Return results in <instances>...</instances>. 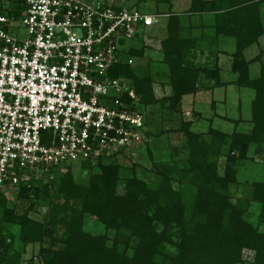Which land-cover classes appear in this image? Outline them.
Here are the masks:
<instances>
[{
	"label": "trees",
	"instance_id": "trees-1",
	"mask_svg": "<svg viewBox=\"0 0 264 264\" xmlns=\"http://www.w3.org/2000/svg\"><path fill=\"white\" fill-rule=\"evenodd\" d=\"M154 1L166 7H157L153 15L169 17L167 36L160 41L158 65L164 69L155 70L148 59L139 74L146 57L142 45L123 51L124 61L113 65L109 76L130 83L136 95L133 102L144 117L143 133L152 114L147 109L160 103L154 86L170 87L171 95L163 100L171 112L167 120H176L179 126L166 135L180 133L185 141L160 160L149 145L141 148L143 143L128 153L121 150L87 160L80 165L81 171L89 172L84 183L77 179L76 164L66 173L53 172V179L34 177L20 186L16 197L29 204L21 213L0 194V264H24L28 248L36 244L40 264H264V49L250 60L246 57L264 36V0H192L187 13L205 22L200 38L190 22L194 18L185 27L172 10V3L179 0ZM10 2L0 0V14L9 10V16L17 19L23 0ZM206 35L215 40L209 42L211 57L202 60L198 56L207 50ZM219 36L235 40L232 82L222 78ZM130 59L136 62L130 64ZM254 63L260 64L255 76L250 69ZM231 85L254 91L250 119L218 116L234 123L232 133L215 129L212 119L206 132L193 131L202 114L194 111L195 120L185 119L183 98ZM143 150L152 162L150 169L138 172L137 164L121 162ZM257 160L263 164L252 181L245 173ZM240 187L243 193L235 195L234 189ZM38 203L49 209L44 220L30 216ZM252 205L258 207L256 224L247 219ZM88 217L105 232L85 230ZM248 252L253 253L251 262Z\"/></svg>",
	"mask_w": 264,
	"mask_h": 264
},
{
	"label": "built area",
	"instance_id": "built-area-1",
	"mask_svg": "<svg viewBox=\"0 0 264 264\" xmlns=\"http://www.w3.org/2000/svg\"><path fill=\"white\" fill-rule=\"evenodd\" d=\"M119 6L23 0L19 18L0 14V194L6 198L34 177L53 179V172L143 143L135 92L109 70L161 16Z\"/></svg>",
	"mask_w": 264,
	"mask_h": 264
},
{
	"label": "rangeland",
	"instance_id": "rangeland-1",
	"mask_svg": "<svg viewBox=\"0 0 264 264\" xmlns=\"http://www.w3.org/2000/svg\"><path fill=\"white\" fill-rule=\"evenodd\" d=\"M11 2L13 0H10ZM112 2L120 5H124L126 8H135L139 11H143V13L152 15L155 13V9L157 7H163L165 9L166 6L155 4L154 0H146L144 3L139 4L140 0H111ZM185 1V0H184ZM10 2V3H11ZM177 3V10L181 9V2ZM14 4V3H13ZM208 18V17H207ZM207 21V20H206ZM166 24L167 19L164 16H161L157 19L156 25L152 28L146 29L145 33L142 36L141 42H130L129 45H132L133 48H140L142 45L146 47V57L143 60L142 69H140L139 74L145 71L146 63L148 59L152 61L153 68L156 70H163V66H159V62L162 60V55L160 52V41L163 39L166 34ZM211 29H207L209 31ZM211 32V31H210ZM235 46V44H234ZM227 50L234 51L233 45L231 48L224 47ZM264 48V40L262 45H256L255 47L250 48V50L246 53V57L248 60L256 57L261 53V50ZM264 57V55H263ZM264 60V58H263ZM133 62L136 60L132 59ZM223 66L222 76L225 81L232 82L236 80V76L231 73V63L230 60L227 59ZM142 64L141 60H137V67L140 68ZM228 65V66H227ZM137 69V68H136ZM137 69V72H138ZM251 73L255 76L260 69V64L254 63L250 67ZM154 91L156 94V98L160 100V103L155 107H149L147 112L152 113L150 115V120L145 128L144 133H151L152 139L148 137V133L146 134L145 139H143V144L141 148H146L149 145V148H152V151L156 152V160L164 159L167 152L171 149V147L178 146L180 143L185 141L183 139V135L180 133H170L166 135V132L172 129H176L179 124L176 122H168L167 117L171 114L168 110L169 103L164 104L163 100L168 98L171 95V89L165 85H155ZM255 93L250 89H238L235 85L229 86L227 89H217L214 92L211 91H202L197 96L187 95L183 98L182 103V111L184 113V118L187 120H195L194 111L200 112L202 117L200 120H196L193 126V131L195 132H206L210 126V119L213 120V127L225 133H232L235 129L234 123L230 121H226L224 119L219 118L218 116H225L231 118L233 120L237 119H250L251 116V104L254 99ZM215 103V104H213ZM166 105V106H164ZM214 105V107H213ZM164 106V107H163ZM146 113V111H144ZM177 119V118H176ZM241 130H246L247 127H238ZM131 154V153H130ZM128 154L127 157L121 158V162L126 165H130L132 163L138 165V172H142L143 169H150L152 166V162L148 157V154L145 150L140 152L139 154ZM82 163H77L75 169V173L77 179L80 183H84L89 178V172L84 173L80 170V165ZM263 163L257 160L256 163L252 164L249 167L248 171L245 173V177L249 178V180H254L256 176L259 175V171L261 170ZM45 180V179H43ZM46 181V180H45ZM243 187L235 190L234 194H242ZM17 195L8 194L7 199L10 207L17 208L18 212H24L27 210L28 203L23 201H18L16 199ZM18 201V202H17ZM257 206L252 205L249 215L247 219L252 223L256 224V213ZM49 209L41 203H38L35 207L34 214L30 213V216L33 218H37L38 220H44L48 215ZM1 215V212H0ZM85 230L93 231L96 230L98 233L103 234L105 232L104 227L101 224L96 223L95 218H87L85 222ZM48 241L45 242V245H48ZM39 244H36L33 247H29L26 255L24 256V264H40L37 254L39 252ZM246 258L248 262H251L253 258V253H246Z\"/></svg>",
	"mask_w": 264,
	"mask_h": 264
},
{
	"label": "crops",
	"instance_id": "crops-1",
	"mask_svg": "<svg viewBox=\"0 0 264 264\" xmlns=\"http://www.w3.org/2000/svg\"><path fill=\"white\" fill-rule=\"evenodd\" d=\"M176 2H181V9H178L177 10V8H176V6H177V3ZM191 2H192V0H179V1H175V2H173L172 3V5H171V8H172V10L175 12V13H177L181 18H182V20H183V24H184V26L185 27H188V23H189V20L191 19V18H194L193 19V22L192 21H190L191 23H192V26L193 27H195L196 29H195V36L196 37H199L200 38V30L202 29V27H203V23H205V22H203L202 20H201V18H199V15H197V14H190V13H187V11H188V9H189V7H190V5H191ZM168 8H170V7H168ZM170 8V9H171ZM263 15H264V6H263ZM164 18L165 19H167V24H166V30H167V25H168V19H169V17L166 15V16H164ZM201 28V29H200ZM166 36H167V34H166ZM165 36V37H166ZM208 38V42H205L203 39H201V41H204L205 43L204 44H206V46H207V44H208V46H207V50H206V52H205V54L204 55H202V54H200L199 53V58L200 59H202V60H205L206 58H207V56L208 57H211L210 56V54H209V47H210V44H209V42L214 38V36L213 35H206ZM164 37V38H165ZM163 38V39H164ZM204 38V37H203ZM162 40V39H161ZM213 40H215V38L213 39ZM263 40H264V36H262L261 38H260V40H259V46L260 45H262V42H263ZM216 42H217V46H216V48H217V50L219 51V62H220V67H222L223 68V65L225 64V63H227L226 61H227V59L228 60H230V62L229 63H231V55H232V53L235 51V46H234V44H235V40L233 39V38H228V37H225V36H219L217 39H216ZM233 45V48H234V51H232V50H227V49H225L224 47H228V48H231V46ZM256 46V45H255ZM254 46V47H255ZM264 49V48H263ZM250 50V49H249ZM248 50V51H249ZM247 51V52H248ZM263 50H261V52H262ZM246 52V53H247ZM261 54V53H260ZM264 55V54H263ZM264 58V57H263ZM256 64V63H255ZM258 64V63H257ZM228 66V65H227ZM222 78H223V76H222Z\"/></svg>",
	"mask_w": 264,
	"mask_h": 264
}]
</instances>
